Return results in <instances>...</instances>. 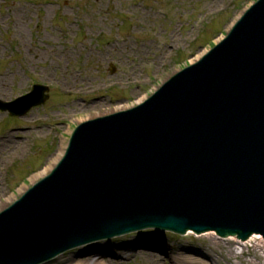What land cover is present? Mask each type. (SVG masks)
I'll return each instance as SVG.
<instances>
[{
	"label": "water",
	"instance_id": "1",
	"mask_svg": "<svg viewBox=\"0 0 264 264\" xmlns=\"http://www.w3.org/2000/svg\"><path fill=\"white\" fill-rule=\"evenodd\" d=\"M47 90L0 109L21 115ZM36 181L0 211V264L150 227L264 238V0L142 102L78 124Z\"/></svg>",
	"mask_w": 264,
	"mask_h": 264
},
{
	"label": "rangeland",
	"instance_id": "2",
	"mask_svg": "<svg viewBox=\"0 0 264 264\" xmlns=\"http://www.w3.org/2000/svg\"><path fill=\"white\" fill-rule=\"evenodd\" d=\"M253 1L0 0V99L33 83L49 87L46 101L20 117L0 110V142L13 140L0 150V210L54 166L75 125L144 100L219 41ZM205 233L147 228L91 243L124 253L132 244V254L110 264H151L141 252L168 264L162 247L171 257L200 251L209 264H264V242ZM91 243L43 264H73Z\"/></svg>",
	"mask_w": 264,
	"mask_h": 264
},
{
	"label": "bare ground",
	"instance_id": "3",
	"mask_svg": "<svg viewBox=\"0 0 264 264\" xmlns=\"http://www.w3.org/2000/svg\"><path fill=\"white\" fill-rule=\"evenodd\" d=\"M2 83V82H1ZM1 85V84H0ZM2 87V86H1ZM0 87V90H2V88ZM12 137H6L3 138L0 142V150H4L5 148H8L10 145H12ZM16 146H18L16 144ZM56 159H58L61 155H62V151L56 154ZM49 167L44 166L42 168V170L38 171V173L36 175L38 176H43L44 174H46L49 170ZM190 234V233H189ZM207 234H211V233H205L203 235H207ZM257 237V236H255ZM259 238V237H257ZM228 239H233V237H228ZM260 241V240H259ZM237 242V240H236ZM239 242V240H238ZM240 243H245L244 241H240ZM247 243V241H246ZM104 244L103 241H101L100 243L94 244L91 243L89 244V246H87L86 248H82L80 249L81 252H83L82 254V258L81 259H77V261H74L73 264H110V262H117L120 258L122 257H126L125 254H132L133 253V248H132V244H128V250L126 251L127 253L124 252H118V251H111L109 250L110 248H108V246H104L102 245ZM163 246V245H162ZM165 246L167 247V245L165 244ZM161 252L164 254L165 258L168 259V264H209L208 261L202 259L203 256H206L205 254H203L200 251H195L197 255H193L190 256L188 254H183L182 252H177L176 257H171L167 251H165V249L163 250V247L161 248ZM185 250V249H184ZM188 250V249H186ZM85 252V253H84ZM142 256H146V259L149 261L148 263L151 264H158L159 260L157 259V257H153L151 256V253L149 252H141L139 253ZM202 255V256H201ZM57 262L63 263V262H70L69 258H60V259H56ZM163 262V261H162Z\"/></svg>",
	"mask_w": 264,
	"mask_h": 264
}]
</instances>
